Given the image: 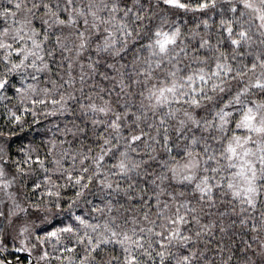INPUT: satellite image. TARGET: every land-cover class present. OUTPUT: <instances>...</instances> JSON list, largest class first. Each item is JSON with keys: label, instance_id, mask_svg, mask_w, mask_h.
Segmentation results:
<instances>
[{"label": "snow or ice", "instance_id": "snow-or-ice-1", "mask_svg": "<svg viewBox=\"0 0 264 264\" xmlns=\"http://www.w3.org/2000/svg\"><path fill=\"white\" fill-rule=\"evenodd\" d=\"M0 264H264V0H0Z\"/></svg>", "mask_w": 264, "mask_h": 264}]
</instances>
